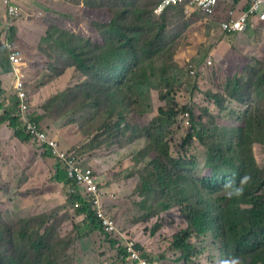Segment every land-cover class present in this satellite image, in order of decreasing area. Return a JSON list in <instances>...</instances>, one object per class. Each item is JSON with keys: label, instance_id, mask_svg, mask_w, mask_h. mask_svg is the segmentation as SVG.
<instances>
[{"label": "rangeland", "instance_id": "obj_1", "mask_svg": "<svg viewBox=\"0 0 264 264\" xmlns=\"http://www.w3.org/2000/svg\"><path fill=\"white\" fill-rule=\"evenodd\" d=\"M163 1L36 0L37 9L17 21L10 31L9 41L21 49L24 56L26 54L29 69L26 91L28 94L30 89L33 93L35 91L33 98L30 96L34 107L41 108V113H44V107L51 106L49 112L52 113H46L42 120L46 131L59 142L65 138H77L81 134V144L72 150L82 149L84 153L78 155L81 156L83 166H93L98 170L105 192L111 181V193H106V197L111 199V211L122 230L136 236L134 229H139L141 234L151 236L154 241L158 238L156 243L150 245V252L146 249L150 262L151 258H155L153 264H220L222 256L218 258V255L228 252L224 250L222 238H216L215 231L191 237L190 242L195 251L189 261L180 260L182 253L171 249L173 235L187 228L186 219L178 207L172 208L169 213H160L148 221L144 220L159 210L157 198L143 206L141 202L144 197L139 196L135 190L140 184V169L141 173L148 175V170L153 169L152 160L160 151L147 152L149 142L146 137L142 138L143 131L151 128L153 120L160 114V108H165L172 115L168 128L170 135L162 136L164 143L169 145L170 155L182 160L185 171L191 170L200 178L212 176L209 164L218 161V154H228L232 146L238 157L241 151L238 147L241 129H254L251 136H256V127H249V122L256 123L264 117V97L259 94L256 85L248 93L249 78L253 75L256 80V73L261 72L258 80L264 73V49L255 46L253 37L256 31L252 28L232 36L222 31L221 23L227 11L239 6L237 0L225 2L226 5L222 4L220 8L218 5L213 14H205L187 4L161 8ZM39 3L43 6L47 3L48 10L43 7V11ZM38 9L41 10V15L38 14ZM24 13L23 10L22 15ZM115 16L119 18V22L115 21ZM162 23L166 25V29L159 33ZM124 32L130 33L140 44H147L151 38H160V42L153 47L158 53H150L147 59L140 61L142 64L139 72L132 75L135 79L134 86L124 85V90L125 87L128 92L132 89V99L127 102L122 100L121 103L133 102L134 105L126 110L127 116L122 119V127L116 128V119L113 121L110 118L109 105L104 98L99 105L97 102L89 104L83 93H78L77 100L75 96L69 97L72 91H81L84 81L94 80L95 72L83 75V70L79 69L80 63L53 39L89 44L87 51L91 56H103L106 50L112 49L109 48L110 45L120 41ZM1 53L4 54L3 57L7 56L4 50ZM102 68L103 65L99 71ZM49 70L53 81L59 80L60 83L67 84L63 87L61 84L45 86V95L40 92L37 94L36 83L47 78ZM106 80L107 76L102 75L101 81ZM116 90H119L118 87ZM65 94L69 102L61 104L57 99L62 100ZM122 94L123 91L120 90L117 100ZM53 102H56L55 107ZM53 111L57 117L52 116ZM64 112L65 116L61 117L60 114ZM252 115L255 117L250 120ZM113 140L115 141L112 143ZM152 144L155 145V141ZM252 145L257 150L254 153L259 165L264 169V148L260 151L258 142H253ZM86 148L87 153L84 151ZM36 151L40 155L45 153L41 149ZM54 159L56 160L55 154ZM103 160H107L104 165L105 173L102 165H99ZM112 171L123 175L110 180L108 175ZM131 176L134 179L128 180ZM123 178L127 179V184L122 181ZM112 189L119 192L116 194ZM58 199L60 203L66 204L60 197ZM43 200L44 196H34L31 203L36 207V203ZM213 200L215 203L218 201L215 196ZM52 212L54 211L46 214ZM58 212L63 216L61 223L64 233L72 239V243L69 242L71 251L64 254L58 264H67L66 261L73 264H113L116 261L117 249L101 234L102 249L99 252H104L105 257L111 252L108 260L101 263V259L98 260L97 257H88L89 262H79L77 250L84 249L86 244L79 247L77 243H85V233L82 231L80 234L81 228L77 230L75 226L80 221L84 222L79 218L82 215L75 216L71 209ZM22 217L17 216L18 223L5 222L0 213V252L3 256H9L13 249L10 236L15 237L19 246L23 247L32 241L24 234L41 233L51 225L44 229L33 225L34 228L27 229L31 223L26 224ZM62 243L64 247L68 241ZM57 244L58 239L51 240V245ZM64 250L66 252L67 248ZM163 256L166 257L162 260L164 262L157 261ZM230 261L232 264L242 262L238 259ZM129 264H132L130 260Z\"/></svg>", "mask_w": 264, "mask_h": 264}, {"label": "trees", "instance_id": "obj_2", "mask_svg": "<svg viewBox=\"0 0 264 264\" xmlns=\"http://www.w3.org/2000/svg\"><path fill=\"white\" fill-rule=\"evenodd\" d=\"M234 1L236 2V0ZM240 1L237 0V2ZM115 21L119 22L117 16H115ZM163 23L162 25L160 24L159 33H163L166 29V25ZM115 27L117 28L118 25L116 24ZM227 34L230 36L235 35L234 33ZM53 41L69 52L77 63H80L79 69L83 70V75H87L91 71L95 72L94 80L84 81L81 91L75 92L71 90L72 93L69 97L73 98L75 96L77 100L79 98L78 93H83L89 104L97 102L99 105L102 104L104 98V101L109 105L110 118L113 121L116 119L114 127L121 128L122 119L127 116L126 110L134 105L133 102L128 104L121 103L122 100L127 102L132 99L130 92L132 89L128 92L126 87L124 90V85L134 86L135 79H133L132 75L139 72L142 64L140 61L147 59L148 54L158 53L153 47L160 42V38H151L147 41V44H140L130 33L124 32L120 37V41L110 45L109 48L112 49L106 50L103 56H91V53L87 51L89 44L72 43L67 39L61 42L59 38H54ZM6 60L8 61L7 64L3 60V62L0 61V65L8 71V67L10 68L8 56H6ZM102 65L103 68L99 71ZM259 74L261 72L256 73L257 77ZM102 75L107 76L106 82L101 81ZM257 77L256 80L253 75L249 78L248 93L251 92V87L256 85V89L260 91L259 94L264 97V87H262V84H264V73L258 80ZM117 87L119 90H116ZM120 90L123 91V94L117 100ZM57 100L61 104L69 102L66 94L62 96V100ZM17 105L18 101L15 98L13 100V108L7 110L6 119L10 121L11 127L15 129L16 137L30 142L32 141V136L21 127L19 118L16 116ZM55 106L56 102H53V107ZM49 107L51 106L46 105L44 113H41L36 119L42 122L46 113H52V111L49 112ZM61 115L65 116V112ZM52 116L57 117L55 111H53ZM171 117L172 115H169L165 108H160V114L153 120L151 128L147 131L142 130V138L146 137L149 142L147 152L160 151V154L152 160L153 169L148 170V175L141 173L142 170L140 169V184L135 190L139 193V196L144 197L143 202H141L143 206L157 198L156 205L159 210L151 213L144 220L148 221V219L158 216L160 213H169L174 207L179 208V211L186 219L187 228L173 235L171 249L182 253L180 260L189 261L191 259L195 251L194 245L190 242L192 236L215 231L216 238H222L224 250L228 252L218 255V258L222 256L220 264H232L230 260L233 259L241 260V264H264V169L259 165L254 153L257 150L252 145L253 142H258L260 151L264 148V117L262 116L261 120L256 123L249 122V127H256V136H251L254 129H241L238 141V147L241 151H239L238 157H236L237 151L234 146L230 148L231 150H229L228 154H218V161L209 164L212 176L202 178L193 174L191 170L185 171L181 163L182 160L173 158L170 155L169 145L164 143L165 140H163L162 136L170 135L168 128L170 127ZM254 117L252 115L249 119L253 120ZM114 141L111 142L113 143ZM152 141H155V145L152 144ZM86 150L88 148L84 150L85 153H87ZM71 152L84 153L82 149ZM142 154L144 153L142 152ZM81 155L83 156V154ZM42 156L54 158V153L51 150H47ZM57 164L55 180L65 183L68 187L71 186L70 193H68V204L75 216L82 215L85 217L83 223L80 221L77 224L78 226H75L77 230L89 224L93 229L101 231L105 240L115 246L118 251L116 261L113 264H129V260L132 264H140V262L132 261L129 242H135L136 248L142 250L144 257L149 260L148 248L142 241L146 244L145 240L150 241L152 237L141 234L139 229H134L136 236L130 235L129 231L122 230L125 238L108 234L103 228L93 204L84 197L82 187L80 188L70 178L66 164L59 160H57ZM106 164L107 160L106 162L103 160L99 164L102 165L104 173L106 172L104 168ZM95 172L99 175L98 170L95 169ZM213 196L218 200L217 203L214 202ZM110 200L107 197L105 199L108 210L112 213ZM151 208L153 209L152 206ZM112 215L116 218L113 213ZM62 218L63 216L58 211L39 216L24 217L26 224L31 223V226L26 225L27 229L30 227L34 228L33 225H37L39 229H44L47 225H51L41 233L24 234L32 241L23 247L19 246L15 237L10 236L13 249H11L9 256H6V254L3 256L0 252V264H58L61 261V257L71 251L69 242L71 241L72 243L71 237L64 233L61 223ZM2 219L5 222H9L3 214ZM154 232L153 234H156ZM54 238L58 239L56 246L51 245V240ZM65 241H68V243L63 247L64 243L62 242ZM73 242L77 243L75 240ZM84 244L86 243L82 245ZM77 245L81 247L80 242ZM86 245L84 246V252L88 254V257L90 255V257L94 258L95 255L100 253L89 245L87 250ZM66 248L67 251L65 252L64 249ZM77 253L80 256L79 248ZM101 253L103 256L102 263L108 260L111 252L106 257L103 254L104 252ZM151 259L156 261L155 258ZM165 259L166 257L164 258L163 256L157 261ZM152 261L150 262L149 260L150 264L154 263ZM66 263L73 264L70 261H66ZM105 264H110V262Z\"/></svg>", "mask_w": 264, "mask_h": 264}, {"label": "crops", "instance_id": "obj_3", "mask_svg": "<svg viewBox=\"0 0 264 264\" xmlns=\"http://www.w3.org/2000/svg\"><path fill=\"white\" fill-rule=\"evenodd\" d=\"M225 2L231 3L233 2V0H220L218 8H220L222 4H225ZM238 5L239 4L237 2V6ZM39 6L42 8V10L43 7L48 10L47 3L44 4V6L39 3ZM235 9L237 10V13L240 14L242 10L245 9V6H242L239 9L237 7ZM0 10V23L2 24L0 26V30H7L6 37L3 36V34L6 33L5 31L0 34L1 40L3 42L6 41L10 43V31L17 23V21H19L23 17V15L17 20L11 19L8 14L7 7L2 0H0ZM229 12L230 10L227 11V13ZM227 13L222 23L229 19V14L227 15ZM260 22L261 21L259 20L258 16L254 15V17H252L250 21L248 29L252 28L256 31L253 37V42L255 43V46H259L260 49H264V28L262 27V23L260 24ZM223 32L225 33V31ZM12 45L14 46L15 50H20L24 54L21 49H18L14 44ZM3 50L7 53L8 56V50L5 47H3L1 51ZM3 55L4 54L2 53L0 54V61L3 62L4 60L7 64L8 61L6 60V56L3 57ZM9 64L10 68L8 67V71H6L5 68L0 65V213H2L6 217V220H8L9 222L16 223L18 222L16 219L17 216H23V218H27L32 216H39L55 210H69L71 208L68 204V185L55 180V176L57 174L56 168L58 167L57 160H55L51 156L46 157L40 155L36 151L39 149L32 141L27 142L16 137L15 129L11 127L10 121L6 119L7 110L13 108V100L17 97L14 88L16 75L13 74V68L10 62ZM21 68L26 74L27 87L29 69L28 65H26V59L24 60V63L22 64ZM48 72V79L45 78L41 82L39 81L38 84L36 83V87H38L36 89L37 94H39L40 92V94L45 95L46 92L43 91L45 90V86H51L53 84H61V87L66 86V82L60 83L59 80L53 81L51 77V70H49ZM66 81L71 82V80L69 79H66ZM56 88L59 89V87ZM29 92V98L30 96L33 98L35 91L33 93V90L30 89ZM29 104H31V107L33 108L35 113H38L37 117L40 116L42 109L34 107L32 100H29ZM56 122L58 123L57 120ZM41 123L43 125V122ZM82 140L83 139L81 137V134H79L77 138H65L62 139L60 142L62 144L63 149L72 150V148H75V146H79ZM84 142L85 140L83 141V143ZM87 167L93 168V166ZM125 170L126 169H124L123 171L125 172ZM115 171H112L113 173L110 172V174L108 175V178H110V180H116L118 177H121L123 175V173L118 174ZM96 175L102 180L101 175H98L97 173ZM127 179L131 180L134 179V177L131 176ZM127 179L123 178L122 181L127 184ZM120 180L121 179L119 178V184L121 185ZM109 183L110 187H106L109 191L106 190V193H111L110 188L112 183L111 181H109ZM112 190L116 194L119 192L115 189ZM34 196H44V200L37 202L36 207H34L33 203H31V201H33ZM59 197L64 200L66 204L60 203L58 199ZM79 218L85 220V217L82 218V216H79ZM82 231H84L85 233V243L88 244L95 251L99 252L102 249L100 238L102 232L93 229L89 224L82 226L79 233L82 234ZM145 241L146 244L143 241L142 243L150 251L152 250L150 245L154 242L156 243L158 241V238L155 241L152 238L150 239V241L147 239ZM82 244L83 243L80 242V246ZM95 257H97L98 260L103 259L102 253H98L97 255H95ZM80 261H90L88 258V254L84 252V249L80 250L79 262ZM162 262L164 261H161V263Z\"/></svg>", "mask_w": 264, "mask_h": 264}, {"label": "built area", "instance_id": "obj_4", "mask_svg": "<svg viewBox=\"0 0 264 264\" xmlns=\"http://www.w3.org/2000/svg\"><path fill=\"white\" fill-rule=\"evenodd\" d=\"M8 10L11 19H19L23 10H34L36 8V0H2ZM220 0H164L161 8H165L176 4H187L201 10L205 14H213L218 7ZM245 6V9L239 14L237 10H230L228 18L222 23V30L226 33H240L248 29L252 16L257 15L264 28V0H241L238 9ZM39 10V15L42 14ZM7 28V27H6ZM5 31V30H4ZM9 31V30H8ZM3 34L4 37L7 36ZM0 50L5 47L8 50V59L13 68V74L16 75L14 88L17 95V112L19 123L32 136V142L38 149L51 150L57 160L63 162L68 167L69 176L75 183L82 187L84 197L89 199L95 208L98 218L102 222L103 228L108 234L115 236H123L122 226L118 219L114 218L109 212L106 204V192L102 188V180L95 173L92 167H85L81 162V156L76 152L67 151L62 148L58 140L52 138L51 135L43 127L42 123L36 119L37 115L31 104H29V94L26 91V74L21 68L24 63L25 56L20 50H15L14 46L8 42L1 43ZM20 66V67H19ZM125 238V237H124ZM131 259L140 264H150L149 260L144 257L143 251L136 248L135 242H129Z\"/></svg>", "mask_w": 264, "mask_h": 264}, {"label": "clouds", "instance_id": "obj_5", "mask_svg": "<svg viewBox=\"0 0 264 264\" xmlns=\"http://www.w3.org/2000/svg\"><path fill=\"white\" fill-rule=\"evenodd\" d=\"M176 5H180V4H176ZM184 5V4H183ZM172 6V5H171ZM25 11V13L23 14V16L24 15H29L31 12H32V10H30V11H28V10H24ZM4 32V30H0V34L1 33H3ZM3 48H1V50H2ZM1 50H0V52H1ZM10 62V61H9ZM46 129V128H45ZM67 151H69V150H67ZM71 151H73V150H71ZM255 156H256V158H257V155L255 154ZM102 183H103V181H102ZM70 188H71V186H69V193H70Z\"/></svg>", "mask_w": 264, "mask_h": 264}]
</instances>
